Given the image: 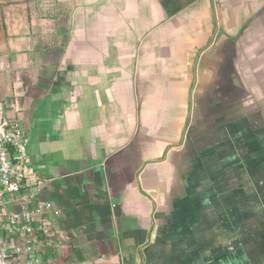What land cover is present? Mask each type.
Returning a JSON list of instances; mask_svg holds the SVG:
<instances>
[{"label": "crops", "instance_id": "crops-1", "mask_svg": "<svg viewBox=\"0 0 264 264\" xmlns=\"http://www.w3.org/2000/svg\"><path fill=\"white\" fill-rule=\"evenodd\" d=\"M14 124L34 264H264V0H0Z\"/></svg>", "mask_w": 264, "mask_h": 264}, {"label": "built area", "instance_id": "built-area-1", "mask_svg": "<svg viewBox=\"0 0 264 264\" xmlns=\"http://www.w3.org/2000/svg\"><path fill=\"white\" fill-rule=\"evenodd\" d=\"M27 136L14 124L0 130V264H34L37 230L25 175Z\"/></svg>", "mask_w": 264, "mask_h": 264}]
</instances>
